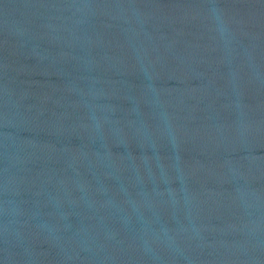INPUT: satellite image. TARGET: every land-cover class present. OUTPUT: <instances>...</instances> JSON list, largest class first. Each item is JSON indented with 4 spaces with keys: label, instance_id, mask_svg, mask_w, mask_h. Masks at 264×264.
<instances>
[{
    "label": "water",
    "instance_id": "95a60500",
    "mask_svg": "<svg viewBox=\"0 0 264 264\" xmlns=\"http://www.w3.org/2000/svg\"><path fill=\"white\" fill-rule=\"evenodd\" d=\"M0 264H264V0H0Z\"/></svg>",
    "mask_w": 264,
    "mask_h": 264
}]
</instances>
